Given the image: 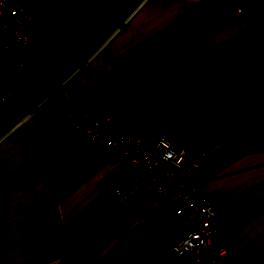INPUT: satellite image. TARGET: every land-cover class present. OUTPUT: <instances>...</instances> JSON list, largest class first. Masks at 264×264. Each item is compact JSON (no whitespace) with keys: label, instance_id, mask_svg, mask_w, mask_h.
I'll use <instances>...</instances> for the list:
<instances>
[{"label":"crops","instance_id":"obj_1","mask_svg":"<svg viewBox=\"0 0 264 264\" xmlns=\"http://www.w3.org/2000/svg\"><path fill=\"white\" fill-rule=\"evenodd\" d=\"M31 4L37 23L60 12L56 31L25 49L24 76L63 84L75 113L125 119L152 148L166 134L187 159L205 156L194 180L223 211L229 260L264 261V0ZM12 87L0 264H184L172 252L184 227L165 199L127 208L113 195L127 160L78 143L53 93Z\"/></svg>","mask_w":264,"mask_h":264},{"label":"built area","instance_id":"obj_2","mask_svg":"<svg viewBox=\"0 0 264 264\" xmlns=\"http://www.w3.org/2000/svg\"><path fill=\"white\" fill-rule=\"evenodd\" d=\"M30 2L0 0V54L18 56L17 73L23 76L31 67L22 59L23 54L36 37L33 30L37 21ZM60 105L68 108L65 118L71 122L78 143L104 148L127 160L129 179L113 190L114 197L127 208L163 197L172 215L181 220L184 235L172 245L174 256L184 264H233L229 250L221 243L226 231L223 211L194 180L197 170L205 165V156L187 159L184 145L166 134H161L152 148L123 119L75 113L68 96ZM242 264L264 261L244 260Z\"/></svg>","mask_w":264,"mask_h":264},{"label":"trees","instance_id":"obj_3","mask_svg":"<svg viewBox=\"0 0 264 264\" xmlns=\"http://www.w3.org/2000/svg\"><path fill=\"white\" fill-rule=\"evenodd\" d=\"M59 9H55L52 11H48L46 13V17L38 22L34 26V33H36V39L37 38H42L47 35H50L54 33L56 30L52 27L54 19L57 17L59 14ZM19 57L18 56H10V55H2L0 54V115L3 113L5 110L6 104L10 99V93L6 90L5 84L3 82V76L11 73H17L18 70L16 68V62L18 61ZM183 75L184 72H182ZM45 90L47 93H53L55 98L58 99V108L63 114L64 117H67L68 114V108H62L61 107V100L64 97V93L62 90H58V84H56L52 79L46 78L42 80H37L33 81L27 77H23L22 81L18 83L17 85L12 87L13 92H20L23 90ZM58 90V91H57ZM255 89H252L248 96L245 98L244 102L242 103L245 104L251 94L253 93ZM126 123H128L125 119H123Z\"/></svg>","mask_w":264,"mask_h":264},{"label":"water","instance_id":"obj_4","mask_svg":"<svg viewBox=\"0 0 264 264\" xmlns=\"http://www.w3.org/2000/svg\"><path fill=\"white\" fill-rule=\"evenodd\" d=\"M2 79L5 84L9 86H15L22 81L23 74L22 73H11V74H7L3 76ZM58 90H61V89L58 88Z\"/></svg>","mask_w":264,"mask_h":264},{"label":"rangeland","instance_id":"obj_5","mask_svg":"<svg viewBox=\"0 0 264 264\" xmlns=\"http://www.w3.org/2000/svg\"><path fill=\"white\" fill-rule=\"evenodd\" d=\"M31 6H32V4H31V2H30V9H31ZM32 9H33V7H32ZM32 9H31V11H32Z\"/></svg>","mask_w":264,"mask_h":264}]
</instances>
